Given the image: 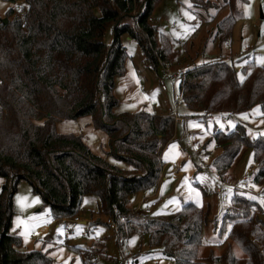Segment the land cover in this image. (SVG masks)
I'll list each match as a JSON object with an SVG mask.
<instances>
[{"label":"trees","instance_id":"trees-1","mask_svg":"<svg viewBox=\"0 0 264 264\" xmlns=\"http://www.w3.org/2000/svg\"><path fill=\"white\" fill-rule=\"evenodd\" d=\"M0 1L19 4L16 16L10 8L0 17V264H52L40 251H21V238L9 233L11 200L21 180L41 196L53 222L76 217L83 198L95 196L98 212L116 227L119 246L133 235H144L150 251L173 264H264V132L249 137L244 120L227 131L206 128L220 150L212 161L219 179L241 148L252 151L247 182L259 189L262 199L238 192L245 187L232 190L220 219L219 234L227 231L242 257L227 245L218 256L198 258L208 209L186 202L177 211L142 219L129 205L133 195L156 185L163 164L159 154L175 132L172 112L117 113L113 95L115 79L125 75L129 57L122 38L133 41L148 64L157 66L161 60L171 67L178 61L173 43L152 23L158 0ZM203 1L190 3L199 7ZM221 1L231 6V0ZM235 24L230 8L214 29L218 49L232 39ZM245 56L231 59L220 53L175 71L181 75L178 91L186 117L207 126L258 108L264 120V66L242 63ZM82 117L106 135L104 156L94 155L80 136L56 132V122ZM262 127L264 131V122ZM73 252L82 264L119 260L97 247H74Z\"/></svg>","mask_w":264,"mask_h":264},{"label":"rangeland","instance_id":"rangeland-1","mask_svg":"<svg viewBox=\"0 0 264 264\" xmlns=\"http://www.w3.org/2000/svg\"><path fill=\"white\" fill-rule=\"evenodd\" d=\"M203 3V6L193 7L190 0H158L153 9L152 23L173 43L178 52V61L172 62L171 69L185 70L218 58L220 53L223 55V45L218 49L213 35L216 24L229 14L230 8L236 17L232 34L235 44L232 46L233 55L243 51L241 53L247 55L242 58V63L254 61L257 65L264 66V2L231 0L230 7L223 5L221 0H205ZM17 6L18 2L0 1V17L3 18L10 8L14 9L13 16H16ZM260 9L263 19H260ZM122 45L129 57L125 75L116 78L114 82L113 95L118 100L116 112L167 113L168 108L174 106L170 92L160 90L157 76L147 70L148 62L133 41L124 37ZM235 68L238 70L239 66ZM178 112L184 123L175 124L172 142L163 147L159 154L161 163L168 168L161 172L160 181L154 186L155 193L152 195L147 192L144 193L145 196L135 194L130 198L129 205L135 209L143 199V205L155 201L153 214L177 211L186 202L208 209L210 216L202 227V245L198 249V258L204 259L209 253L218 256L227 245L236 257H242L241 251L228 239L227 231L219 234L220 219L233 194V188L239 184L243 174L253 167L252 151L241 148L231 167L219 179L212 161L220 154V150L214 146L206 128L211 129L215 125L219 130L227 131L244 120L248 136L254 138L264 132V120L260 117L258 108L229 120L223 117L215 119L214 124L210 122L207 126L186 117L189 114L184 108H179ZM55 128L58 134L80 136L94 155L104 156V152L108 151L106 135L92 127L89 117L58 121ZM108 161L115 163L112 158ZM172 167L177 168L180 173L178 176L171 172ZM163 177L166 182L162 181ZM3 183L4 180L0 178V188ZM220 183H224L223 189L227 190L228 201H218L215 197L214 186ZM247 187L248 190L238 189V192L246 197L261 196L256 186L247 182ZM11 202L14 214L9 233L21 238L20 250L40 251L51 259L52 264H82L78 255L73 252L74 247H97L109 257L120 259L122 256L130 264H173L172 260L160 253L150 251L144 235H133L119 246L115 235L116 227L98 212V200L95 196L87 195L83 198L76 217L61 218L55 222L49 207L44 204L40 195L33 193L25 180L16 185ZM42 227H47L46 231ZM91 262L110 264L101 260Z\"/></svg>","mask_w":264,"mask_h":264},{"label":"built area","instance_id":"built-area-1","mask_svg":"<svg viewBox=\"0 0 264 264\" xmlns=\"http://www.w3.org/2000/svg\"><path fill=\"white\" fill-rule=\"evenodd\" d=\"M23 27L24 26L22 25V28ZM262 33H264V24L262 28ZM227 46H229V41H226V43L224 44V47H227ZM239 55H243V53H239ZM147 70L157 76L158 84L162 92H170L171 100L173 101V104H174L173 110H172V113L174 114V123L182 124L184 121L178 112V109L182 108L183 106L181 96L178 91V85L180 83V78H181L180 73L173 71L167 63H164L161 60L157 61V66L148 64ZM196 146L198 147L197 144ZM252 170H253V167H251L250 171H247L246 174H243V177L240 179L239 184L236 187H234L233 190H236L241 187H245L248 190L247 180ZM172 171L175 174H178L177 168L172 167ZM158 181H160V176H159ZM223 186H224V183H220L217 186L216 185L214 186L215 197L218 201H228L227 190L223 189ZM249 192H251V190H249ZM154 193L155 192H154V187H153L149 191L148 194L153 195ZM256 198L262 199V197H256ZM144 200L145 199H143V201H141L139 206L135 208V212H137L142 219L150 216L152 214V208L156 206L155 201H151L148 205H143ZM116 264H130V263L124 260L122 257L119 259V261Z\"/></svg>","mask_w":264,"mask_h":264},{"label":"crops","instance_id":"crops-1","mask_svg":"<svg viewBox=\"0 0 264 264\" xmlns=\"http://www.w3.org/2000/svg\"><path fill=\"white\" fill-rule=\"evenodd\" d=\"M233 45H235V44H234V41H233V39H230V40H229V46L223 48V53H224L223 55H225V53H227V55H225V56H231V59H236L237 56H239V53H241V52H243V51H239L237 55H233V52H232V46H233ZM226 49H228V52H227ZM246 55H247V54H246ZM170 99H171V98H170ZM163 108H164V105H163ZM172 110H173V107L168 108V112H167V113L172 112ZM172 140H173V139H172ZM171 142H172V141H171ZM162 168H163V169H162ZM164 168L167 169L168 166H167V165L165 166V164H162V166H161V169H162V170L160 169V176H161V172L163 173ZM171 172H172L175 176H178V175L180 174L179 171H178V174H175V173L172 171V169H171ZM216 177H217V176H216ZM162 181L166 182V178L163 177V178H162ZM147 195H148V194H147ZM144 196H145V194H144ZM41 229H43L44 231H46L47 227H42ZM41 229H40V230H41ZM44 231H42V232H44Z\"/></svg>","mask_w":264,"mask_h":264},{"label":"water","instance_id":"water-1","mask_svg":"<svg viewBox=\"0 0 264 264\" xmlns=\"http://www.w3.org/2000/svg\"><path fill=\"white\" fill-rule=\"evenodd\" d=\"M260 13H261V9H260ZM260 19H263L262 13L260 14ZM4 23L7 22V20H3Z\"/></svg>","mask_w":264,"mask_h":264}]
</instances>
